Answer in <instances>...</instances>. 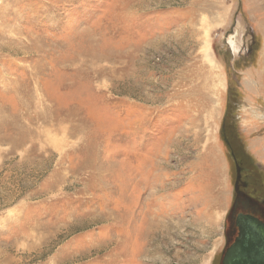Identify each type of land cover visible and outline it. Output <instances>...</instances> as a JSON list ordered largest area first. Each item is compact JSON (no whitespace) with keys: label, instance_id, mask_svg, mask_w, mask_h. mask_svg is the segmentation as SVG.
Masks as SVG:
<instances>
[{"label":"rangeland","instance_id":"obj_1","mask_svg":"<svg viewBox=\"0 0 264 264\" xmlns=\"http://www.w3.org/2000/svg\"><path fill=\"white\" fill-rule=\"evenodd\" d=\"M264 202V0H0V264H221Z\"/></svg>","mask_w":264,"mask_h":264},{"label":"water","instance_id":"obj_2","mask_svg":"<svg viewBox=\"0 0 264 264\" xmlns=\"http://www.w3.org/2000/svg\"><path fill=\"white\" fill-rule=\"evenodd\" d=\"M239 218V238L226 252L223 264H264V226L250 216Z\"/></svg>","mask_w":264,"mask_h":264},{"label":"flooded vegetation","instance_id":"obj_3","mask_svg":"<svg viewBox=\"0 0 264 264\" xmlns=\"http://www.w3.org/2000/svg\"><path fill=\"white\" fill-rule=\"evenodd\" d=\"M235 187V195L230 210L229 226L225 234V248L220 263L223 264L226 252L235 244L239 238V217L250 216L264 226V202L251 198L245 193V184L239 179Z\"/></svg>","mask_w":264,"mask_h":264},{"label":"trees","instance_id":"obj_4","mask_svg":"<svg viewBox=\"0 0 264 264\" xmlns=\"http://www.w3.org/2000/svg\"><path fill=\"white\" fill-rule=\"evenodd\" d=\"M245 193L248 195V196H250L251 198H252V196L254 197V195H253V193H249L248 192V190H247V188H245ZM255 199V198H254ZM255 200H257V199H255Z\"/></svg>","mask_w":264,"mask_h":264}]
</instances>
